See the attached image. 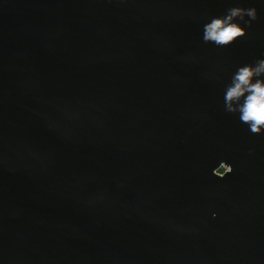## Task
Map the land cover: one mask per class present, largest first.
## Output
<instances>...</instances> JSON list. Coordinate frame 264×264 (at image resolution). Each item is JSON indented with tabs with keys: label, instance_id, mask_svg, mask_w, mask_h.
<instances>
[{
	"label": "water",
	"instance_id": "water-1",
	"mask_svg": "<svg viewBox=\"0 0 264 264\" xmlns=\"http://www.w3.org/2000/svg\"><path fill=\"white\" fill-rule=\"evenodd\" d=\"M260 59L264 0H0V264H264V132L224 107Z\"/></svg>",
	"mask_w": 264,
	"mask_h": 264
},
{
	"label": "clouds",
	"instance_id": "clouds-1",
	"mask_svg": "<svg viewBox=\"0 0 264 264\" xmlns=\"http://www.w3.org/2000/svg\"><path fill=\"white\" fill-rule=\"evenodd\" d=\"M245 17L249 19L245 20ZM256 17L257 10L254 7H231L226 14L212 17L204 24L203 40L206 43L227 46L246 35V27L237 20L250 24ZM224 107L225 111L238 114L239 120L249 126L251 133L264 132V59L258 60L255 65L245 64L238 68L226 88ZM231 171L232 166L227 173Z\"/></svg>",
	"mask_w": 264,
	"mask_h": 264
}]
</instances>
